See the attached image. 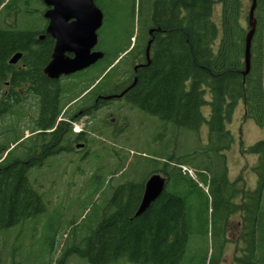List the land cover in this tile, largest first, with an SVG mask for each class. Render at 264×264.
<instances>
[{"label":"trees","instance_id":"16d2710c","mask_svg":"<svg viewBox=\"0 0 264 264\" xmlns=\"http://www.w3.org/2000/svg\"><path fill=\"white\" fill-rule=\"evenodd\" d=\"M216 1L151 0L145 18L142 17L145 10L138 16V35H135L134 27L124 36L118 34L114 41L120 44L109 50L101 48L104 57L76 80L75 87L64 89L62 95L69 100L89 92L94 85L87 96L118 93L133 82L134 73L126 68L136 60L142 61L143 54L139 53L145 50L144 41L150 38L148 28L159 29L153 35L150 62L146 61L139 68L137 82L126 91L127 101L144 113L177 128L199 130L206 122L209 137L201 152L194 150L193 154L180 157L171 155L162 164L163 168L155 170L164 173L168 184L171 182L174 188L164 189L142 215L134 216L143 196L144 180L129 182L115 191L111 200L114 204L112 211L107 213L111 207L107 205L96 228L79 242L76 237L71 242L72 246L64 250L63 259L73 254L89 264H122L123 261L132 264H184L182 262L189 246L193 243L202 245L201 239L194 237L205 225L210 204L207 192L200 183L208 186L211 182L215 186L227 181L225 152L235 138L226 124L239 101L244 102L246 118L264 127V0H258L255 11L259 26L250 49L251 69L247 74L245 37L249 27L244 15L248 12L247 4L252 0H219L222 3V32L212 14ZM37 2L44 3L43 0H0V16L23 15L25 20L33 19L36 13L43 14L42 9H35ZM96 2L102 8L101 1ZM33 21L40 23L39 20ZM32 33L31 26L12 30L0 27L2 71L13 70L8 63L11 55L26 52L23 62L27 69L22 68L15 76L29 86L32 84L30 91L33 92ZM132 37L136 38V43L129 51L133 45ZM49 44L39 47L44 50L36 57L39 69L50 53ZM38 77L37 92L42 100V111L36 120V131L53 130L59 114L52 113L51 102L60 95L48 89L40 73ZM207 93L211 95V101H207ZM207 104L211 107L209 119L202 114V108ZM65 129L71 131V125L66 127L62 122L57 127L60 131ZM47 136L48 133H38V143L34 142L29 148L33 156L37 155L36 151L45 149L42 144ZM58 137V134L54 136ZM9 149L4 146L3 156L0 157V160L4 157L0 163V231L24 224L46 209L43 196L30 183L28 176L29 169L35 166L34 159L10 160ZM250 152L258 155L254 170L259 180L256 192L261 196L260 208L254 212L247 202L246 235L243 236L244 247L240 248L244 258L237 256L236 261L237 264H264V139L252 145ZM201 153L207 154L209 159L211 153H216V163L200 162L198 156ZM159 162L151 159L149 166H157L155 163ZM187 163L202 169L196 171V179L180 167ZM212 193L216 195L213 189ZM196 223L198 225L194 227ZM72 227L75 229L77 225L73 223ZM72 231L76 235V229ZM218 234L220 236V232ZM201 264L213 263L203 258Z\"/></svg>","mask_w":264,"mask_h":264},{"label":"rangeland","instance_id":"374dc122","mask_svg":"<svg viewBox=\"0 0 264 264\" xmlns=\"http://www.w3.org/2000/svg\"><path fill=\"white\" fill-rule=\"evenodd\" d=\"M252 2V1H251ZM151 0H105L102 3V11L106 20L99 31L100 50L116 48L120 43L114 41L118 34H127L134 27V33H139L138 16L144 11L146 16ZM251 3L246 6L249 12ZM35 9L45 11V4L35 3ZM222 3L219 0L213 6V19L222 32L221 17ZM245 22L248 24V13H245ZM257 18V15L255 13ZM18 20H0V27L4 29H20L27 26L33 28V20H44L40 12L33 19L23 15L14 16ZM0 18L12 19L13 16H0ZM141 20V19H140ZM32 24V25H31ZM257 19V27L258 25ZM132 43L135 38L132 37ZM103 50V51H104ZM126 70H133L136 62ZM22 62L18 64L20 69ZM131 72H129L130 74ZM28 86L17 88L14 102L10 103L4 112L0 113V157L4 146L10 147V160L21 159L33 160L35 166L28 171L30 183L41 193L45 203V211L39 213L24 224H18L10 229L0 231V264H89L77 255L70 254L63 259L64 250L72 246L75 238L80 239L91 233L102 219L104 208L113 209V197L115 191L127 186L132 182H142L144 185L147 177L155 170L163 168L164 161L171 155L180 157L193 154L194 150L203 149L208 143L209 129L205 122L199 130L177 128L172 124H164L157 117L149 116L141 110L132 107L128 102L123 104V109L118 111L122 119L128 121L130 126L123 132H113L111 113L117 112L115 106H110L107 112L102 113L103 132H94L93 127H87L86 137L89 146L87 152L75 153L74 148L70 152L42 153L30 152L36 138V120L40 115L38 111V98L32 96ZM7 89V88H6ZM207 101H211V95L207 93ZM245 105L241 100L236 105L231 119L226 124L234 135L235 141L227 149L226 161L228 176L237 181L239 187L245 185L254 189L259 185L258 175L254 167L258 163V155L250 152V147L264 139V127H261L252 119L246 118ZM202 114L207 119L210 117L211 107L209 104L202 108ZM91 119V118H90ZM79 118L78 121H80ZM86 122L88 123V119ZM81 123H85L81 122ZM163 125L165 130L157 131V127ZM87 126V125H86ZM21 137L23 139L19 140ZM23 141V142H22ZM22 142V143H20ZM201 152V151H200ZM211 153V159L207 154H199L200 162L216 163ZM33 157V158H32ZM151 159L160 160L157 166H149ZM11 163V162H10ZM9 163V164H10ZM196 171H202L200 167L187 163ZM196 170H195V169ZM163 176H166L162 172ZM199 176V175H198ZM200 177V176H199ZM197 178V176H196ZM206 192L208 186L200 183ZM173 187L170 182L166 189ZM174 188V187H173ZM216 208L210 206L201 231L195 233L194 239H201L199 243L191 244L186 250L184 264H201L203 258L213 264H237V256H242L240 246L243 234L235 227L233 232L227 228V237L221 248V240L224 239V221H216ZM215 215V216H214ZM77 225L76 235L72 224ZM220 232V236L219 233ZM122 264H132L123 261ZM121 264V263H119Z\"/></svg>","mask_w":264,"mask_h":264},{"label":"flooded vegetation","instance_id":"af4514ba","mask_svg":"<svg viewBox=\"0 0 264 264\" xmlns=\"http://www.w3.org/2000/svg\"><path fill=\"white\" fill-rule=\"evenodd\" d=\"M100 1L101 3L105 2V0H100ZM46 9L47 8H45V11ZM45 11L43 12V15ZM0 20H18V18H15V17H13L12 19L0 18ZM39 21L40 23L36 21L33 22V33L32 34H33L34 45H32L33 46V58H32L33 59V70H32L33 71V95L32 96L38 98L37 108H38V111L41 112L42 111V108H41L42 100L38 96L39 94L37 92L38 87H39L38 73H40V78L44 79V83L47 84L48 89L52 90L53 92H57L58 95H60L56 100H53L51 102V108L53 109L52 113L56 112L55 114H59V117L56 119L57 123H56L55 128L53 130L47 129V130L35 131L37 133L36 135L42 132L48 133V136H47L48 139L46 140L44 144H42L45 146V149L40 150V152L42 151L41 153L43 152L44 153H52V152H62L63 153V152H70L74 148L75 153H78V154L80 152L85 153L87 152L86 147L89 146V142L86 139V137L88 136L86 128L93 127L91 130L94 132H97L98 130L101 132L105 131V130H102L101 128V124H102L101 117H102V113L107 112L110 106H115L117 110V112L111 113L112 115V117H110L111 118L110 125L112 126L111 130L115 133H119V132H123L127 127L130 126L128 121H125L124 119H122V117H119L120 114L118 111L122 110L123 107L121 106H123V104H126L128 102L127 101L128 99L126 97V93H127L126 91L130 90L131 87L133 86L135 82V78H137L136 74L139 68L144 66L146 61L148 63L150 62V56H151L150 53H151V46L153 43L152 41L153 35L159 29L148 28V34L150 38L144 41L146 42L145 50L139 53V54H143L141 55L142 61H137L136 64L132 66L133 67L132 72L134 73L133 74L134 76L132 78L133 82H131L132 84L130 83L129 86H126L122 90L118 91V93L116 94L113 93V95L104 96L100 94V95H94V96H87L90 90L94 88L95 86L94 85L89 90V92L86 91L82 93L81 96L77 97L76 99L69 100L67 97H63L62 95L64 94L63 92L64 89L66 87H75L76 80L80 79L85 71H87L92 66L96 65L100 60L96 64L88 67V69L86 68L85 70H82V71H77V72L75 71V73H71L67 75L63 74L57 79L50 78L43 70L47 67V65L52 60L51 57L54 51V47H55L54 44H56V40L52 37L51 34L47 32L49 21H47L46 18L45 20H39ZM151 30L153 31L151 32ZM136 36H137V33H136ZM150 41H151V44H150L149 55H148L147 49H148ZM48 42L50 43L49 45L51 46L49 50L50 53L42 61V66L39 69L38 68L39 63L37 64L36 57H38V54L40 52L44 51L43 49H40L39 47L40 45L46 44ZM98 43L94 50H100L99 49L100 46ZM135 43H136V38H135V42H133V45L130 47L129 51L132 49ZM19 52L23 53L22 58H20L19 62L15 64L10 63L9 59L13 57L12 55L8 59L9 65L13 67L12 71L3 72L2 69L4 67L2 65L0 66V113L4 112L6 108H8L10 103L14 102L15 100L14 95L17 94V88H19L20 86H28L27 88L29 89L32 88L31 83H30L31 85L29 86L28 83L19 81V79L15 76L16 72L20 71L22 68H24L25 70L27 69L26 65L23 62L24 60L23 58L24 56L27 55V53L23 51H19ZM66 54L68 55V57L74 56V53L72 52H67ZM21 62H22V65L20 69H17L18 64ZM123 92H125L124 95L122 97H119V95L122 94ZM108 96H113V97L107 99ZM145 114H148V113H145ZM49 115L51 114L49 113ZM79 118H81L80 121H78ZM85 119L89 120L88 123L86 122L87 120ZM158 120L161 121L159 118ZM84 121H85L84 124L81 123ZM62 122L65 123L66 127L71 125V131H67V129H65L64 131L57 130V127ZM157 128H158L157 131L165 130L162 124L160 125V127L158 126ZM57 134L59 137L54 138V136ZM3 158H1L0 163L3 162ZM154 173H158V172H153L152 174ZM152 174H150V176ZM239 186L240 185L237 183V181H233L230 179L229 176H227V181L225 183H216L215 186H213L211 182H209L208 187H207L208 192L206 193V195L207 197H209L208 199L209 204L210 206L212 205L213 207L216 208L215 214H216L217 224L219 221H221V225H222L224 221L223 225L225 226V228H224V231H222V233L224 234L223 236L224 239L221 240L222 243H225L226 240H229V237H227L228 236L227 228L231 232H233L235 227L237 228L238 231L242 229L243 234L246 235V224L245 223H247V211H246L247 202L249 203V208L251 209L252 207L251 210H253L254 212H256L255 210L257 208L258 209L260 208L261 196H260V193L256 192V190H258V187L256 186V188L250 189V188H247L245 185L241 187ZM212 189L216 194L215 196H214V193H212ZM202 195H204V193ZM197 225L198 223H196L193 226L196 227ZM200 225L202 228V224ZM242 243L244 244V239H242ZM240 248H243L242 245L240 246Z\"/></svg>","mask_w":264,"mask_h":264},{"label":"water","instance_id":"95a60500","mask_svg":"<svg viewBox=\"0 0 264 264\" xmlns=\"http://www.w3.org/2000/svg\"><path fill=\"white\" fill-rule=\"evenodd\" d=\"M46 11L44 17L49 21L47 32L56 40L52 60L43 70L53 79L63 74L75 73L96 64L105 53L94 50L99 41V31L104 24L105 15L97 6L96 0H43ZM258 0H252L248 13L249 32L246 38V72H250L252 60V42L256 32L255 11ZM154 30V29H153ZM151 30V32L153 31ZM151 41L148 46V55ZM67 52L74 53L68 57ZM23 53L17 52L9 59L10 63L19 62ZM117 60L116 62H118ZM137 78H135L136 83ZM133 84V85H134ZM125 92L119 95L122 97ZM113 96H108L107 99ZM168 179L161 173L148 177L143 189V196L134 216L142 215L166 189Z\"/></svg>","mask_w":264,"mask_h":264},{"label":"built area","instance_id":"2783aa9c","mask_svg":"<svg viewBox=\"0 0 264 264\" xmlns=\"http://www.w3.org/2000/svg\"><path fill=\"white\" fill-rule=\"evenodd\" d=\"M180 167L182 168L184 173H188L190 176H192L194 179H196V176H193L194 172H193L191 167H189L186 164H182V165H180Z\"/></svg>","mask_w":264,"mask_h":264}]
</instances>
